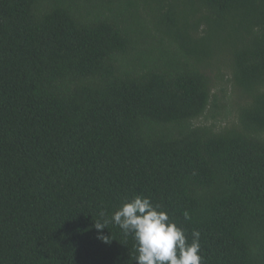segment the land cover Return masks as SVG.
<instances>
[{
    "label": "trees",
    "instance_id": "16d2710c",
    "mask_svg": "<svg viewBox=\"0 0 264 264\" xmlns=\"http://www.w3.org/2000/svg\"><path fill=\"white\" fill-rule=\"evenodd\" d=\"M137 195L264 264V0H0V264H136Z\"/></svg>",
    "mask_w": 264,
    "mask_h": 264
},
{
    "label": "clouds",
    "instance_id": "9594fccd",
    "mask_svg": "<svg viewBox=\"0 0 264 264\" xmlns=\"http://www.w3.org/2000/svg\"><path fill=\"white\" fill-rule=\"evenodd\" d=\"M104 215L102 212L101 216ZM184 217L191 219L187 212ZM109 224L118 226L125 236H132L136 264H202L199 231L191 233L189 243L185 230L148 197L137 195L127 200L111 217L94 222V227L102 231ZM108 237L98 238L108 243Z\"/></svg>",
    "mask_w": 264,
    "mask_h": 264
},
{
    "label": "rangeland",
    "instance_id": "374dc122",
    "mask_svg": "<svg viewBox=\"0 0 264 264\" xmlns=\"http://www.w3.org/2000/svg\"><path fill=\"white\" fill-rule=\"evenodd\" d=\"M220 87H221V84L217 85L216 88H214V91H215V90H219ZM237 93H238V92H237ZM235 97H236V94H234V98H235ZM234 100H235V99H234ZM230 120H235V115H232V116L230 117ZM227 123H228V121H226V120L221 121L220 126L225 125V124H227Z\"/></svg>",
    "mask_w": 264,
    "mask_h": 264
}]
</instances>
